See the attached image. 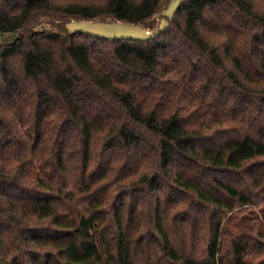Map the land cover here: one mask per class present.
<instances>
[{"label":"trees","instance_id":"trees-1","mask_svg":"<svg viewBox=\"0 0 264 264\" xmlns=\"http://www.w3.org/2000/svg\"><path fill=\"white\" fill-rule=\"evenodd\" d=\"M169 1L0 0V264H264V0Z\"/></svg>","mask_w":264,"mask_h":264},{"label":"rangeland","instance_id":"rangeland-1","mask_svg":"<svg viewBox=\"0 0 264 264\" xmlns=\"http://www.w3.org/2000/svg\"><path fill=\"white\" fill-rule=\"evenodd\" d=\"M181 0H170L163 8L162 15L159 19L158 26L163 28L166 25L167 18L170 17ZM66 27L70 31H84L93 35L102 37L116 38H145L148 36L145 29L139 24L102 21V20H70L66 23ZM243 208H251L252 216L259 215V209L254 205H246Z\"/></svg>","mask_w":264,"mask_h":264},{"label":"crops","instance_id":"crops-1","mask_svg":"<svg viewBox=\"0 0 264 264\" xmlns=\"http://www.w3.org/2000/svg\"><path fill=\"white\" fill-rule=\"evenodd\" d=\"M146 31V33H148V30H145Z\"/></svg>","mask_w":264,"mask_h":264}]
</instances>
